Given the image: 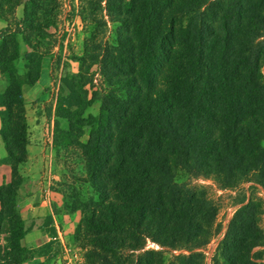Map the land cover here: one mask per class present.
I'll use <instances>...</instances> for the list:
<instances>
[{
	"label": "trees",
	"instance_id": "trees-1",
	"mask_svg": "<svg viewBox=\"0 0 264 264\" xmlns=\"http://www.w3.org/2000/svg\"><path fill=\"white\" fill-rule=\"evenodd\" d=\"M22 1L0 0L6 23L0 28V74L8 81L0 100L7 154L0 166L12 170L11 180L0 184V235L3 221L13 220L11 264L41 257L55 243L26 250L21 240L29 227L16 209L17 164L28 154L24 88L40 79L46 55L34 39L49 36V24L38 17L39 0H27L17 18ZM107 9L119 25L114 50L94 55L86 47L78 58L81 72L61 78L57 108L69 127L62 141L81 146L80 162L97 198L69 209L68 193L52 188L62 196L54 213L81 210L95 245L89 256L101 264H207L197 250L211 240L217 206L178 182L177 170L212 178L223 190L252 179L264 188V0H107ZM21 40L28 47L23 75L15 65ZM93 65L99 67L98 89ZM87 85L94 88L91 98ZM95 101L99 111L88 119L85 110ZM64 145L56 142L58 151ZM245 201L246 195L236 196L240 206L213 264H264L262 209L253 195ZM44 230L56 235L52 215ZM148 240L189 254L167 262L163 249H146Z\"/></svg>",
	"mask_w": 264,
	"mask_h": 264
},
{
	"label": "rangeland",
	"instance_id": "rangeland-1",
	"mask_svg": "<svg viewBox=\"0 0 264 264\" xmlns=\"http://www.w3.org/2000/svg\"><path fill=\"white\" fill-rule=\"evenodd\" d=\"M26 1L23 0L22 5ZM39 1L41 6L38 9V17L44 23L49 24L48 27H44L49 36L42 40L35 38L34 42H37L38 47L46 53L42 66L48 72L50 81L48 85H42L44 90L39 93L24 88L30 122L28 154L25 162L17 164L15 178L20 183L22 196L31 194L32 190L37 188L41 190L55 188L68 193L69 209L70 206L72 208L75 206L83 207L87 203L91 205L90 198L96 199L97 194L86 181L84 165L80 162L83 157L81 146L76 143L68 146L69 143L66 144L62 141V137L66 135L69 127L65 118L58 117L57 108L61 78L64 75H77L81 72V63L78 58L83 57L87 46L88 50L94 55H102L106 50H114L116 30L119 25L111 19L107 9V0ZM4 13L8 17H13L10 9H5ZM36 30L41 29L37 28ZM36 30L31 34L38 33ZM98 68V65H93L90 71L95 72L92 79L95 89H98L101 80ZM7 85V78L0 74V97ZM86 88L89 90V98H91L94 88L92 89L90 85H87ZM66 93L63 91L62 94ZM1 99L3 98L1 97ZM1 104L0 110L3 109ZM99 104V101H95L90 107H87L84 116L88 119H90V116H95L99 111ZM1 127L0 117V129ZM90 131V126L84 128V135L80 139L83 143H87ZM0 139H2L1 135ZM56 142L65 144L60 151L56 147ZM176 180L187 182L198 193L205 194L213 199L217 206V218L211 240L204 248L197 250V252L203 254L207 264H213L212 258L216 253V249L224 238L235 211L240 206L236 202L238 194H240V197L246 195L245 202H248L253 195L254 200L258 202L259 207L262 209L259 225L264 228V188L256 182V179L243 183L239 189L223 190L218 187L212 178L194 177L178 169ZM22 196L19 197L16 209H18L19 215L25 220V225L28 227V224L32 222L33 214L26 213L25 217L23 216L20 208V198ZM55 219L53 222L58 224L63 242L59 239L55 240L54 246L51 250H48L51 254L59 257L63 264H101L98 260H92L89 256L90 250L95 245L91 241V233L86 231L83 225L81 210H72L66 213L61 208L55 213ZM10 220L5 219L3 221L0 235V264H11L9 256L13 254V251L9 248L10 233L8 231L14 221ZM23 239L21 245L26 250H30L27 244L23 243ZM258 248L255 247L253 251ZM146 249H163L164 258L167 262L174 260L175 256L182 252L189 254V251L184 250L170 251L151 240L147 241ZM123 264L127 263L124 262Z\"/></svg>",
	"mask_w": 264,
	"mask_h": 264
},
{
	"label": "crops",
	"instance_id": "crops-1",
	"mask_svg": "<svg viewBox=\"0 0 264 264\" xmlns=\"http://www.w3.org/2000/svg\"><path fill=\"white\" fill-rule=\"evenodd\" d=\"M24 14V5H20L17 8L16 16L21 19ZM6 25L5 22L0 21V28ZM28 51V47L26 44L21 40L20 41V57L16 59L15 65L18 69L20 74H24L26 72L25 67V55ZM50 81L48 72H46L45 67H43V71L41 74L40 79L33 85V86H25L26 89L37 91V93L44 90L42 85H48ZM26 92V90H25ZM25 97L26 94H25ZM26 105V115L28 124L30 126V122L28 119V111ZM6 150L2 141L0 140V159L6 157ZM12 170L10 165L2 164L0 166V184L7 183L11 180ZM22 190H20V196H22ZM30 196V197H29ZM62 204V196L60 193L53 191L51 188L41 190L40 188L32 190L31 194H25L20 198V208L22 209V214L25 217L26 213H32L33 218L32 222L28 224V231L24 236L23 243H26L28 247L34 248L43 245L44 243L49 241L58 240L63 242L61 230L59 229L58 224L53 222V226L56 227L57 235L51 236L47 231L44 230L45 228V219L48 215L53 216V221L55 219L54 213V206H61ZM1 209V204H0ZM56 222V221H55ZM51 236V240L49 238ZM63 264L59 257L54 256L51 254L50 251L47 252L45 255H41V257L34 258L33 261H27L24 264Z\"/></svg>",
	"mask_w": 264,
	"mask_h": 264
},
{
	"label": "built area",
	"instance_id": "built-area-1",
	"mask_svg": "<svg viewBox=\"0 0 264 264\" xmlns=\"http://www.w3.org/2000/svg\"><path fill=\"white\" fill-rule=\"evenodd\" d=\"M49 238H50V240H51V236L49 235ZM48 242H49V240H48ZM30 248V247H29ZM34 260V259H33ZM33 260H31V261H33Z\"/></svg>",
	"mask_w": 264,
	"mask_h": 264
}]
</instances>
